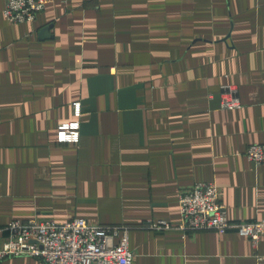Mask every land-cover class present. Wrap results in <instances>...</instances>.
<instances>
[{
  "label": "crops",
  "instance_id": "0c3cea01",
  "mask_svg": "<svg viewBox=\"0 0 264 264\" xmlns=\"http://www.w3.org/2000/svg\"><path fill=\"white\" fill-rule=\"evenodd\" d=\"M0 0V227L84 217L131 226L134 264H264L235 229L155 230L213 181L232 221L264 217V0H46L10 23ZM239 88L226 109L221 86ZM81 100V141H57ZM6 233H0V246ZM258 256H262L260 260ZM0 264H46L33 256Z\"/></svg>",
  "mask_w": 264,
  "mask_h": 264
},
{
  "label": "built area",
  "instance_id": "2783aa9c",
  "mask_svg": "<svg viewBox=\"0 0 264 264\" xmlns=\"http://www.w3.org/2000/svg\"><path fill=\"white\" fill-rule=\"evenodd\" d=\"M46 0H7L5 18L10 23L33 21L46 8ZM223 108L242 106L239 88L226 83L221 86ZM74 118L58 126L59 143L78 144L81 139V100L72 103ZM247 156L257 164L264 162V144L249 145ZM181 220H150L146 226L155 230H217L223 234L235 229L257 246L264 235V217L232 221L228 206L221 199L220 187L213 181H198L181 191ZM131 226L90 222L84 217L66 221L53 218L12 220L0 227L5 232L0 246V261L7 257L33 256L46 264H134L136 252L130 246ZM260 260L262 256H258Z\"/></svg>",
  "mask_w": 264,
  "mask_h": 264
}]
</instances>
